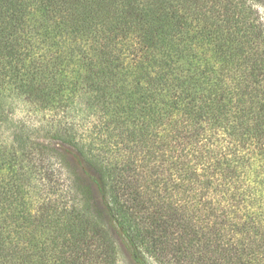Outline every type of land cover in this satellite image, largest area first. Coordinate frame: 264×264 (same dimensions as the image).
Masks as SVG:
<instances>
[{"label":"trees","instance_id":"obj_1","mask_svg":"<svg viewBox=\"0 0 264 264\" xmlns=\"http://www.w3.org/2000/svg\"><path fill=\"white\" fill-rule=\"evenodd\" d=\"M259 7L0 0V94L61 112L75 158L46 161L34 204L25 135L0 137V264H118L120 243L134 264H264Z\"/></svg>","mask_w":264,"mask_h":264},{"label":"rangeland","instance_id":"obj_2","mask_svg":"<svg viewBox=\"0 0 264 264\" xmlns=\"http://www.w3.org/2000/svg\"><path fill=\"white\" fill-rule=\"evenodd\" d=\"M259 14L264 22V7H259ZM55 40L58 41L51 36L46 38L48 43H53ZM60 43L63 45L62 41ZM0 98L4 114L8 116L7 121L2 125L0 137L3 140L8 139L9 142L15 136L25 135L26 137L27 153L25 151L23 162L17 165L13 174L23 179H20L19 182L23 195L34 204L39 203L43 198L40 178L49 172L48 170L45 171L48 167L46 161H51L56 174L58 167L60 168V162L75 161V158L71 157L69 153L59 150L61 145L56 133L53 132L54 127L52 125L58 118L62 119V113L40 111L10 89L3 91ZM118 264H134L121 243Z\"/></svg>","mask_w":264,"mask_h":264}]
</instances>
